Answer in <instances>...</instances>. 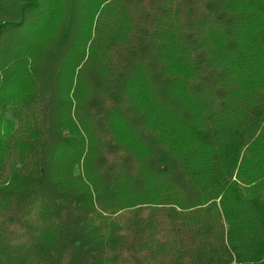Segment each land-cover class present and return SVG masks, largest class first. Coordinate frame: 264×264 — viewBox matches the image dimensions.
Masks as SVG:
<instances>
[{"label": "trees", "instance_id": "1", "mask_svg": "<svg viewBox=\"0 0 264 264\" xmlns=\"http://www.w3.org/2000/svg\"><path fill=\"white\" fill-rule=\"evenodd\" d=\"M0 264H264V0H0Z\"/></svg>", "mask_w": 264, "mask_h": 264}]
</instances>
